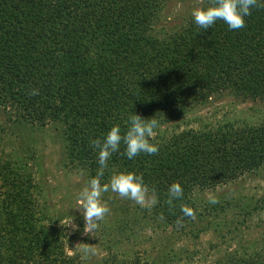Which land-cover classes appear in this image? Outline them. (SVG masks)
I'll return each instance as SVG.
<instances>
[{"label":"trees","instance_id":"trees-1","mask_svg":"<svg viewBox=\"0 0 264 264\" xmlns=\"http://www.w3.org/2000/svg\"><path fill=\"white\" fill-rule=\"evenodd\" d=\"M166 1L0 0V105L31 124L59 123L67 157L90 179L100 168L90 141H103L114 126L125 134L133 114L156 119L150 142L158 153L128 159L121 143L101 184L120 173L142 175L157 193L158 203L147 209L154 221L181 233L194 222L182 206L197 218H217L226 206L200 195L264 168V120L197 128L175 123L223 93L264 101V8H253L240 30L221 20L204 30L192 17L160 36L154 26ZM211 5L205 0L201 8ZM33 90L39 94L30 95ZM25 167L19 160L0 162V264H77L67 253L60 219L40 203L43 187ZM173 183L181 185L183 197L170 206ZM181 217L183 227H177ZM219 225L207 223L198 232ZM164 247L145 259L108 246L99 264H200L181 262V255ZM209 264H264V240L242 243Z\"/></svg>","mask_w":264,"mask_h":264},{"label":"rangeland","instance_id":"rangeland-1","mask_svg":"<svg viewBox=\"0 0 264 264\" xmlns=\"http://www.w3.org/2000/svg\"><path fill=\"white\" fill-rule=\"evenodd\" d=\"M204 1L167 0L154 26L155 33L161 36L187 24L193 10L201 8ZM190 110L187 116L175 122H181V128H197L204 123L215 124L224 120L248 123L264 120V101H241L228 93L212 96L204 105H195ZM0 125L3 126L0 162L11 159L26 164L25 172L43 187L41 205L60 219L57 225L66 233L67 253L77 264H99L108 255V246L119 255H138L147 259L150 255H161L165 244L173 254L182 256L181 262L209 264L242 243L258 245L264 240V168L206 190L200 196L205 200L214 198L217 203L223 202L226 212L217 218L210 215L196 218L192 222L194 225L181 233L172 232L170 227L165 231L162 222L154 221L148 208L121 198L117 193L106 192L101 199L110 211L103 221L98 222L97 230L85 235L78 197L90 180L89 172L71 164L60 124H31L17 118L14 108L0 105ZM172 127L165 128L168 131ZM1 187L0 179V192ZM207 223L220 225L218 229L210 227L199 233L198 229H204ZM72 224L76 229L71 227ZM124 224L130 230L124 229ZM81 243L93 245L95 255L82 259L83 253L77 246Z\"/></svg>","mask_w":264,"mask_h":264},{"label":"clouds","instance_id":"clouds-1","mask_svg":"<svg viewBox=\"0 0 264 264\" xmlns=\"http://www.w3.org/2000/svg\"><path fill=\"white\" fill-rule=\"evenodd\" d=\"M264 8V3L259 0H212V5L208 8H196L192 12L194 23L204 30L210 29L218 20L223 21L231 30H240L245 27V17L251 14L253 8ZM38 90L31 91L30 95H38ZM158 127V121L154 118L144 119L140 115H131L129 117V127L125 134H121L119 126H114L107 133L106 138L90 141L91 145L98 149V163L100 165L97 176L88 181L87 186L82 190L78 197L79 210L84 218L85 235H90L98 229L100 221H103L108 215L110 209L102 201L101 197L106 192L117 193L121 198L134 201L137 205L146 208H152L158 203V197L155 189H149L144 183L142 175L135 173H120L113 175L106 184H101V178L104 175V169L107 168V162L113 153L120 149L121 143L125 147L124 155L128 159H133L141 153L148 155L157 154L158 146L150 142V138L156 135L155 129ZM167 203L172 206L173 200L183 197V189L179 183H173L168 189ZM211 203H217L214 198ZM181 211L184 216L196 220L195 211L182 206ZM177 227H183V217L177 219ZM73 229L76 226L72 224ZM83 253L82 259H89L95 255L93 245L81 243Z\"/></svg>","mask_w":264,"mask_h":264}]
</instances>
